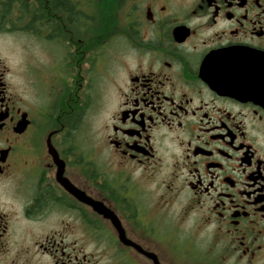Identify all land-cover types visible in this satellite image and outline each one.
<instances>
[{"label": "flooded vegetation", "instance_id": "obj_1", "mask_svg": "<svg viewBox=\"0 0 264 264\" xmlns=\"http://www.w3.org/2000/svg\"><path fill=\"white\" fill-rule=\"evenodd\" d=\"M3 33L42 60L0 51V264H264V0H0Z\"/></svg>", "mask_w": 264, "mask_h": 264}, {"label": "rangeland", "instance_id": "obj_2", "mask_svg": "<svg viewBox=\"0 0 264 264\" xmlns=\"http://www.w3.org/2000/svg\"><path fill=\"white\" fill-rule=\"evenodd\" d=\"M30 40L27 34H2L0 35V51L4 58L8 60L10 65H14L17 61H28L31 64H36L42 60L41 49L39 47H33L31 49ZM38 58V59H37ZM40 63V62H39ZM43 66V62L40 64ZM42 68V67H41ZM96 124V120L93 121V118L86 120V117H83L81 121V131L82 141L86 145L87 137L91 135L93 127ZM92 248H84L85 253L89 254L93 252ZM38 264V263H32Z\"/></svg>", "mask_w": 264, "mask_h": 264}, {"label": "water", "instance_id": "obj_3", "mask_svg": "<svg viewBox=\"0 0 264 264\" xmlns=\"http://www.w3.org/2000/svg\"><path fill=\"white\" fill-rule=\"evenodd\" d=\"M82 199H83L85 202H90V204H91L94 208H98V207L96 206V204H94L91 200H89V199H87V198H85V197H83ZM98 210H99L100 212H104L103 210H101V209H99V208H98ZM104 213H106V212H104ZM107 216H112V215L109 214V215H107ZM116 226H117L116 228H117L118 230H120V228H119V224L116 223ZM120 232H121V230H120ZM122 237H123V236H122Z\"/></svg>", "mask_w": 264, "mask_h": 264}]
</instances>
